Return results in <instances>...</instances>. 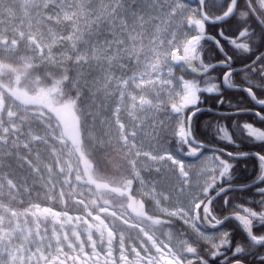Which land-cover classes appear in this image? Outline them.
Masks as SVG:
<instances>
[{"label":"snow or ice","instance_id":"6c2138e0","mask_svg":"<svg viewBox=\"0 0 264 264\" xmlns=\"http://www.w3.org/2000/svg\"><path fill=\"white\" fill-rule=\"evenodd\" d=\"M234 60L261 110L233 115L264 122V0H0V264H264V153L185 159ZM233 125L217 137L264 144ZM252 155L259 211L230 197Z\"/></svg>","mask_w":264,"mask_h":264},{"label":"trees","instance_id":"16d2710c","mask_svg":"<svg viewBox=\"0 0 264 264\" xmlns=\"http://www.w3.org/2000/svg\"><path fill=\"white\" fill-rule=\"evenodd\" d=\"M223 28L225 32L232 30L230 25H223ZM220 29L219 28H211L209 30V34L213 36H217V33ZM217 38H219L217 36ZM209 46L211 45V42L209 41ZM227 50V45H226ZM234 69L244 67L242 63L239 61L234 60ZM179 74H182L184 72L178 71ZM185 75V73H184ZM217 80L216 82H220L222 80V76L220 75V72H214V75ZM187 78H189L186 75ZM233 82L236 87H244V80H245V73L244 71L237 72L233 74ZM258 83V82H257ZM222 89V96L225 101L224 104H218L217 98L215 95H208L205 97V103L201 105L202 108H208L212 110L217 111H223V112H233L236 111L237 108H246L251 110L259 111L261 110L260 107L255 106L253 101L250 99V97L247 95L246 92H242L235 89H229L224 87L221 84ZM254 91L256 92L258 99H264V90L260 88H254ZM238 121L241 124L247 122V123H253L256 127L264 129V122H260L254 115L252 114H245V115H238V116H218L215 114H212L210 112H203L199 113L195 116L193 119V132L196 136L197 140L200 142L213 146L218 147L226 151H231L233 153H236L238 151L240 152H262L264 153V144H261L260 142H252V141H245L241 143L239 140H237V143L230 144L227 141L223 142L221 141L217 135L216 132L218 130L219 125H224L228 128V130L233 134L234 139H236L235 133L233 132V122ZM219 154L215 151H208L204 150V154H208L213 156V154ZM225 159H230L226 155L223 156ZM187 159V158H186ZM188 160L195 161L194 158H188ZM235 172V182L238 184H249L251 182H254L256 180L257 174L259 172L258 167V161L256 158H246L241 161L236 162V167L234 169ZM256 189L255 187L251 189H247L242 192H236V193H230L231 197V203H234L236 205H244L246 207L254 208L255 210L259 211L260 207L258 204L259 197L255 194ZM218 209H220L217 212V215H229L230 210L226 206H222L219 204H214ZM229 230H232L235 234L237 230V222L235 220L231 222H226Z\"/></svg>","mask_w":264,"mask_h":264},{"label":"water","instance_id":"95a60500","mask_svg":"<svg viewBox=\"0 0 264 264\" xmlns=\"http://www.w3.org/2000/svg\"><path fill=\"white\" fill-rule=\"evenodd\" d=\"M244 69V67H241V68H236V69H234V71H233V74H235V73H237V72H240V71H244L243 70ZM241 87H235V88H232V89H235V90H239ZM240 91V90H239ZM254 103V102H253ZM255 104V103H254ZM255 106H257V107H259L258 105H256L255 104ZM204 110L203 111H201V112H199V113H203V112H210V113H212V114H215V115H218V116H235V115H233V113L235 112V111H233V112H223V111H217V110H212V109H208V108H203ZM253 112H255L256 110H252ZM199 113H197V114H199ZM245 114H251V113H249V112H245V113H241V114H239V115H245ZM195 117H193V119H194ZM204 144V143H203ZM205 145V149L204 150H208V151H215L216 152V150L217 149H221V148H218V147H213V146H209V145H206V144H204ZM225 151V153L226 152H228V151H226V150H224ZM250 153H253V152H250ZM254 154V153H253ZM247 158H255V156L254 155H252V156H249V157H247ZM246 159V158H245ZM246 185H249L250 187L248 188V189H251V188H253V187H255V186H253V182H251V183H249V184H246ZM247 190V189H246Z\"/></svg>","mask_w":264,"mask_h":264},{"label":"rangeland","instance_id":"374dc122","mask_svg":"<svg viewBox=\"0 0 264 264\" xmlns=\"http://www.w3.org/2000/svg\"><path fill=\"white\" fill-rule=\"evenodd\" d=\"M102 2H104V3H106L107 2V0H102ZM179 71V70H178ZM177 71V73H176V75L177 76H179V75H184V73H182V74H179V72ZM213 75H214V73H213ZM185 78H187L186 76H185ZM222 126H224V125H222ZM233 139H234V137H233ZM221 141H223V140H221ZM223 142H226V141H223ZM209 157H211V155H208V154H205L204 155V159H201V160H195L194 162H193V170L194 171H196V170H200V169H202L203 167H213L214 165H213V161L211 160V159H209ZM186 159V158H185ZM187 161H189L188 160V158L186 159V162Z\"/></svg>","mask_w":264,"mask_h":264}]
</instances>
